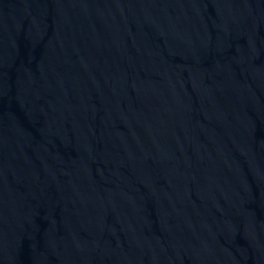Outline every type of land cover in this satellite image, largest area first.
Masks as SVG:
<instances>
[{"label":"water","instance_id":"1","mask_svg":"<svg viewBox=\"0 0 264 264\" xmlns=\"http://www.w3.org/2000/svg\"><path fill=\"white\" fill-rule=\"evenodd\" d=\"M0 264H264V0H0Z\"/></svg>","mask_w":264,"mask_h":264}]
</instances>
